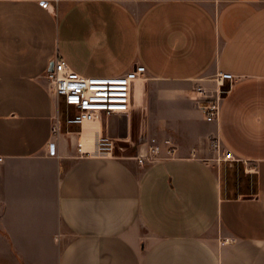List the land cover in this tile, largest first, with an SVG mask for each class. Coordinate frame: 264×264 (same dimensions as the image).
Segmentation results:
<instances>
[{
	"label": "crops",
	"instance_id": "0c3cea01",
	"mask_svg": "<svg viewBox=\"0 0 264 264\" xmlns=\"http://www.w3.org/2000/svg\"><path fill=\"white\" fill-rule=\"evenodd\" d=\"M48 1L0 0V264H264V0ZM58 54L87 76L143 64L130 109L66 123ZM219 72L207 121L192 96ZM162 128L174 156L141 165ZM214 135L236 159H211Z\"/></svg>",
	"mask_w": 264,
	"mask_h": 264
},
{
	"label": "built area",
	"instance_id": "2783aa9c",
	"mask_svg": "<svg viewBox=\"0 0 264 264\" xmlns=\"http://www.w3.org/2000/svg\"><path fill=\"white\" fill-rule=\"evenodd\" d=\"M40 4L47 7L49 1L40 0ZM145 71L143 64L135 63L133 67L118 75L87 76L71 68L65 58L58 54L45 72V77L62 107L64 121L68 124H82L101 115L127 112L131 107L134 82L143 78ZM234 78L235 75L230 72H219L214 78L216 87L212 90L202 84L195 86L192 97L199 102L205 120L214 121L218 118L223 95L229 89L226 80L231 82ZM114 144L108 134L99 135L96 141L99 152H113ZM209 145L216 154L214 159L218 163L221 160L236 159L233 152L223 146L218 136H211ZM78 149L83 152L81 147ZM48 150L50 154H56L54 141L49 142ZM176 150L177 146L170 135L162 139L153 135L148 137L143 152L136 157L138 162L144 165L163 156H174ZM248 169L255 170L256 164L249 165ZM233 240L224 238L223 242Z\"/></svg>",
	"mask_w": 264,
	"mask_h": 264
},
{
	"label": "rangeland",
	"instance_id": "374dc122",
	"mask_svg": "<svg viewBox=\"0 0 264 264\" xmlns=\"http://www.w3.org/2000/svg\"><path fill=\"white\" fill-rule=\"evenodd\" d=\"M103 117L105 119L108 118L109 120H111L113 118L112 115H109V116L104 115ZM71 125L75 126V124H71ZM153 135L158 136L159 138L162 139L163 137L167 136V131L164 128H162L158 132L153 133ZM153 135H150V136H153ZM117 143H118V145H117ZM117 143L114 144V151H116L117 153L129 151V146L128 145H124V144H122V142L121 143L117 142ZM214 157H216V154H214V152L212 151L211 159L218 164L217 160L214 159ZM225 161L226 160H221V161H219V163L220 162H225Z\"/></svg>",
	"mask_w": 264,
	"mask_h": 264
},
{
	"label": "water",
	"instance_id": "95a60500",
	"mask_svg": "<svg viewBox=\"0 0 264 264\" xmlns=\"http://www.w3.org/2000/svg\"><path fill=\"white\" fill-rule=\"evenodd\" d=\"M51 65V64H50Z\"/></svg>",
	"mask_w": 264,
	"mask_h": 264
}]
</instances>
